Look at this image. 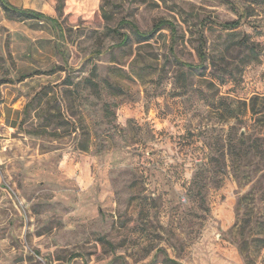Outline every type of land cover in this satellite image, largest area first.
I'll list each match as a JSON object with an SVG mask.
<instances>
[{"label": "rangeland", "instance_id": "rangeland-1", "mask_svg": "<svg viewBox=\"0 0 264 264\" xmlns=\"http://www.w3.org/2000/svg\"><path fill=\"white\" fill-rule=\"evenodd\" d=\"M263 229L264 0H0V264H264Z\"/></svg>", "mask_w": 264, "mask_h": 264}, {"label": "trees", "instance_id": "trees-1", "mask_svg": "<svg viewBox=\"0 0 264 264\" xmlns=\"http://www.w3.org/2000/svg\"><path fill=\"white\" fill-rule=\"evenodd\" d=\"M4 10L9 15L14 16V17H16L18 19H21V20H40V19H45L46 18V16L44 14H41V13H38V12H35V11H32V10H17L15 8L9 7L7 5H4ZM51 21L53 23L55 22V20H51ZM167 24H169L168 21H165V20L159 21L155 25V27H154V29H153V31L151 33H142L135 26H133V31H134V34L136 35V37L138 38L139 42H147V41L150 40L151 35L155 31L161 29L162 27H164ZM238 26H239V22H237V21L231 22V23H228V24L225 25L226 29H229V30L236 29ZM115 32H117V30ZM119 34L124 37V40H123L121 45L122 46L126 45L128 40L130 39L129 36H127L125 34H122L120 32H119ZM198 54H199V57H200L201 61H207V56L202 51V49H198ZM252 147L253 146L248 147V150H246L245 154H248L250 149H252ZM261 235H262V239H261L262 248H264V229L262 230V234Z\"/></svg>", "mask_w": 264, "mask_h": 264}]
</instances>
